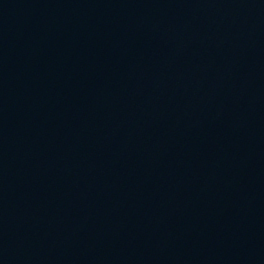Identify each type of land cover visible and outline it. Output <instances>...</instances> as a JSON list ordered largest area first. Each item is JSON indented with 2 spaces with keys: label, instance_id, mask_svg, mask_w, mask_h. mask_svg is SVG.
Segmentation results:
<instances>
[{
  "label": "water",
  "instance_id": "water-1",
  "mask_svg": "<svg viewBox=\"0 0 264 264\" xmlns=\"http://www.w3.org/2000/svg\"><path fill=\"white\" fill-rule=\"evenodd\" d=\"M0 264H264V0H0Z\"/></svg>",
  "mask_w": 264,
  "mask_h": 264
}]
</instances>
